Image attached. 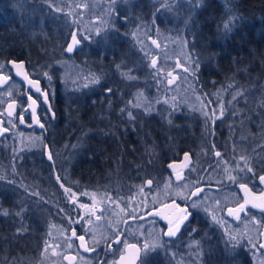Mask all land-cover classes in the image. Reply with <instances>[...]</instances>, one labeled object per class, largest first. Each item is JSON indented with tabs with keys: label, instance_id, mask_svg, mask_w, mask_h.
Instances as JSON below:
<instances>
[{
	"label": "flooded vegetation",
	"instance_id": "af4514ba",
	"mask_svg": "<svg viewBox=\"0 0 264 264\" xmlns=\"http://www.w3.org/2000/svg\"><path fill=\"white\" fill-rule=\"evenodd\" d=\"M68 9L64 8V11ZM115 9L95 8L93 12L91 8L89 11L91 14L88 15L84 14V10L80 11L82 13L77 14L79 28L76 33L80 42L74 46L72 52H68L67 46L72 43V36H70L65 44L66 53L73 56L76 51L86 52L85 45L92 46V49L95 48L101 35L109 31L111 13ZM153 10L155 14L158 13L157 18L159 19L161 9L151 8V11ZM154 15L151 22L155 25ZM81 18H84V21ZM148 29L149 27L140 29L145 32L142 39H145L147 44L150 42L151 45L153 41H156L155 44L158 45L157 36L160 31L155 32V28L152 27L151 32L156 35H151ZM125 36L131 42L133 41V32L127 31ZM136 44L144 52H148L145 53L150 56V59L157 56L154 53L156 50H149L150 52L144 50L142 46L144 43L136 42ZM81 72L84 78L80 84H77L79 92L82 93L81 103L83 104L86 99L90 102L95 100L92 103L96 105L98 115L94 118L93 132H85V124L82 123L83 131L76 137L71 136L72 141L77 142V149L69 148L70 134L55 136L43 132L47 119L49 118L50 121L55 119L51 107L52 100L47 89L45 91L49 109L42 103L41 96H36L24 87L28 94L24 100L27 107L24 123H21L20 115L14 118L19 129L35 130L36 134L42 137L43 149L19 150L16 149V144H11L8 140L6 144V138L13 132L0 123V132L7 129L0 134V168L7 171L6 174L2 172L0 176V221L2 223L8 221L9 224L11 223L14 235L26 238L24 245L18 248L27 253L26 260H23L24 264H36L35 254L41 247L42 236L46 235L48 222H61L64 225V232L70 237L78 252L93 259L91 264H122L125 258H132V264H207L205 259L208 257L207 251L221 243L218 240L222 243L228 240L230 245L239 250L250 264H255L253 256L264 255V249L261 247V232L264 226L263 211L250 204L245 206L244 212L237 213L239 207L229 209L233 214H229L228 210L230 220L237 219V214L240 218L247 217L249 214L258 217L254 220L258 229L257 239H254L253 243L245 240L238 242L228 239L223 231L219 232L216 228L214 230L209 221L196 209L194 210L191 204L193 200L205 193L216 192L219 189L218 186L208 182V175L205 171L224 167L225 164L220 161L221 156L236 155L234 135L230 134L228 137L225 134L224 137H220L214 132L219 122L228 120V115L226 118H201L196 112L187 113L185 105L166 107L161 101H153L154 105L150 106L152 109L148 110L150 107L145 105L147 102L144 104L143 101L134 100V93L143 91L142 89H137L132 93L123 88L117 92L110 85V77L101 74V70L93 75L86 74L83 70ZM120 75L125 83L134 80V78H127V76L132 77L127 72ZM28 76L33 78L29 74ZM93 80L97 82L94 83ZM108 88L113 89L112 93L106 91ZM41 91H43L42 85ZM30 95L38 103L37 115L43 128L38 129L33 123L28 104ZM134 105H139V107ZM121 109L124 111L122 112ZM235 109H242V107L238 104ZM150 111L158 115L165 130L164 133H159L160 138H156L155 143L151 144L145 141L147 135L141 133V130L145 128L143 124L146 123V119L141 115ZM129 112L132 113V117L129 116ZM173 113L187 116L173 117L171 116ZM244 117V111L239 112L237 117H232L237 121L238 129H241L239 119L242 121ZM198 129L208 132L202 135L193 132ZM231 132H234L232 127ZM142 135L145 136L144 139ZM48 140H58L59 144L56 143L57 147L51 148L49 145L53 143H49ZM247 146L249 154L258 155L260 153L261 144L258 148L252 149L250 147L254 144ZM217 152L221 153L220 157H217ZM185 153H188L187 159ZM102 154L106 156L105 160L101 159ZM138 154L139 159L134 158ZM89 162L96 169V174L90 178L78 171ZM75 163L77 165L74 172ZM176 163L178 164L177 169H170L169 165ZM247 165L254 172V168L250 164ZM193 168L202 171L204 176L193 181V189L187 199L175 196L162 203L153 202L152 198L158 193L162 183L169 180L172 186L180 185L187 180V173ZM132 172L144 174L143 181L136 184V186L141 185L146 195V208L142 212L133 213L130 206H125L133 196ZM261 175L264 173L260 172L258 175L254 173L252 185L246 184L254 195L264 193V188L258 181ZM232 187L239 193L241 200L239 206L244 203L245 197L239 185ZM66 188L70 189V192H66ZM198 188L201 190L193 196L192 193ZM73 193L75 195H72ZM90 193H96L98 198H107L115 207L122 209V206H125L118 219L111 218V215L106 218L107 233L102 231L104 228L101 225L98 226L97 234L94 232L96 235L93 244L87 239L88 229L90 231L91 228L89 222L93 220L96 224L99 218L93 214L94 207L87 203ZM173 202L179 207H174ZM88 206L92 210L91 215L83 214V209ZM182 209H187L188 219L180 225V231L174 237L164 235L169 229V221L175 228L185 215ZM157 212L160 215H155ZM73 231L76 233L75 236H73ZM81 236L84 237L83 241L79 239ZM130 244L136 247L130 248ZM146 244L149 246L148 249H145ZM154 244L157 246L152 247Z\"/></svg>",
	"mask_w": 264,
	"mask_h": 264
},
{
	"label": "trees",
	"instance_id": "16d2710c",
	"mask_svg": "<svg viewBox=\"0 0 264 264\" xmlns=\"http://www.w3.org/2000/svg\"><path fill=\"white\" fill-rule=\"evenodd\" d=\"M101 2L103 5L111 4V8H116L111 13L109 31L101 35L95 48L85 45L86 52L76 51L75 55L71 56L66 53L65 44L70 36L78 32L77 13L71 12L70 9L65 12L61 8L66 7H58L55 4L56 0H0V73L2 67L9 69L8 61L22 60L27 73L41 82L44 91L47 89L44 79L34 74L33 69L64 60L74 63L86 74L93 75L101 70V74L110 77V85L117 92L123 88L132 93L142 89L146 94L153 95L159 93L160 87L163 86L160 83V74L153 69L152 60L146 55L148 52L145 53L136 44L134 37L131 42L125 33L127 31L134 33L136 30L149 27L148 32L153 35L155 33L151 30L154 27L155 32L158 30L163 34H181L187 42V50L192 56L195 69L194 73L190 74L193 90L209 95L208 100H211L221 90L227 93L229 89H239L243 96L249 98L247 101L252 102L248 107L249 110L245 111L244 120L240 124L241 129H238L237 121L229 119L231 117L228 115V120L219 122L214 131L218 136L232 134L231 127L234 132L253 131L244 126L247 125L248 120L253 119L255 122L258 119L264 123V0H164V2L161 0V3L160 0L157 2L103 0ZM151 8L161 9L159 19L158 13L155 14V10L151 11ZM153 15L155 25L151 22ZM229 20L233 21L231 30L225 31L223 25ZM143 43L144 50L146 47L148 49L147 41ZM50 72L52 79L56 80L50 93L55 119L53 121L47 119L43 132L55 136L70 134L69 148L77 149V142L72 141V138L83 131L82 123L85 124V132L94 131V118L98 115L96 105L92 103L95 100L90 102L86 99L82 104V93L79 92L77 85L60 87L57 69L53 66ZM124 72L130 74L134 80L128 83L122 81L120 74ZM226 89L229 91H224ZM21 92L26 94L27 90L22 87ZM208 102L215 103L212 100ZM171 116L187 115L173 113ZM141 117L146 119V123L143 124L145 128L141 130V133L147 135L145 141L150 144L155 143L156 138H160L159 133L165 132L161 119L151 111L142 114ZM193 132L202 135L208 131L198 129ZM144 137L142 135L143 139ZM48 142L53 143L49 145L51 148H56V143L59 144L58 140H48ZM260 144V147L264 146V139ZM100 157L102 160L106 159L103 154ZM139 157V154L137 157L134 156L136 159ZM221 159L228 166L235 162V157L232 155L225 154ZM262 162H264V147L257 156L250 155L245 164H250L256 173H264V166H260ZM76 165L75 163L74 172ZM1 168L0 176L5 171ZM78 171L88 178L96 174V169L90 162ZM143 175L141 172H132L133 187L143 181ZM11 227L8 221L3 223L0 221V264H24L23 260H26L27 253L18 248L24 245L26 238L14 235ZM218 242L221 243L207 251L208 257L205 258L207 264H250L228 240L224 243L219 240ZM7 250L11 253L8 254ZM3 253L8 254L5 259H2Z\"/></svg>",
	"mask_w": 264,
	"mask_h": 264
},
{
	"label": "rangeland",
	"instance_id": "374dc122",
	"mask_svg": "<svg viewBox=\"0 0 264 264\" xmlns=\"http://www.w3.org/2000/svg\"><path fill=\"white\" fill-rule=\"evenodd\" d=\"M103 0H56V5L58 7L69 8L71 12L80 14L84 10V14H91L89 12L92 8L95 12V8H111V4L103 5ZM152 2H157L159 0H151ZM164 2V0H163ZM161 3V0H160ZM84 8V9H83ZM64 9V8H61ZM82 11V12H80ZM97 13L99 11H96ZM93 14V13H92ZM82 15V14H81ZM84 21V18H81ZM87 25V24H86ZM90 27V24L88 23ZM145 35L143 30H136L133 33L134 40L137 43H143L145 39L142 37ZM186 41L183 39L181 34L178 33H160L158 32V45L157 44H148L149 51L156 50L154 53L157 56L154 59H151L153 66V60L156 61V66L153 69L160 74V83L163 85L160 87L159 93L148 95L144 91L134 93V100L143 101L146 106L150 107L154 105L153 101H161L163 105L173 106V105H185L187 113L196 112L197 115L201 118L205 117H226L229 115L232 117H237L239 112L248 111V107L251 106L252 102H248L246 96L239 95L242 93L241 90L235 89H226L224 91H229L227 93L218 92L212 98V101L215 103H207L209 95H203L195 90H193V84L191 79V73H194L195 69L193 66L192 56L188 53ZM57 69L58 73V82L60 87H72L80 84L81 80L84 78V74L81 70L72 62L61 60L55 64L48 66H39L33 69V73L39 75V77L44 79V84L47 87L49 93L52 92L54 82L56 80L52 79L51 69L52 67ZM187 69V71L185 70ZM45 73L48 75L46 76ZM171 73V75H169ZM33 74V75H34ZM48 76H51V80L48 79ZM0 77H10L7 81L0 80V123L7 126L12 130V134L6 138L11 144H16V149H43L42 137L36 134L35 130H24L18 128V123L14 121L17 116L27 112V107L24 103V100L28 96L26 93H22V86L18 83L11 75L9 69H3L0 73ZM129 76H127L128 78ZM171 81V83H169ZM236 97V99H233ZM241 98L238 102V99ZM238 104L242 109L237 108ZM244 104V107H243ZM11 105V108L9 107ZM211 106V107H210ZM152 108H148L151 110ZM12 112V115L9 116L8 113ZM241 117V116H240ZM241 122V120L239 119ZM241 126V125H240ZM245 128L248 127L253 131L244 132H234L231 135H234L235 138V150L236 155L235 162L230 166L227 165L222 159L221 163L225 164L224 167L214 169L213 171H205L207 173L208 182L218 186L216 192L205 193L199 198H196L192 201L191 204L196 203L197 207L194 208L201 215H203L208 221L219 232L223 231L226 234V237L230 240H237L238 242L245 240L253 243L254 239H257L258 229L254 220L258 218L253 214H249L247 217H242L239 219L230 220L228 219V210L238 208V204L241 201L239 193L234 190L232 186L240 185L241 183L252 185L254 182L253 174L256 172H248V165L245 164V161H248L249 147L258 148L262 140L264 139V123L261 120L253 119L248 120L247 125H244ZM230 137V136H228ZM60 148V146H58ZM263 149V146L260 147V150ZM257 154H253V156ZM244 157V159H241ZM246 165V166H245ZM264 166V162L260 164ZM259 166V167H260ZM261 169V168H260ZM257 170V169H256ZM4 173L6 174L7 171ZM257 175L260 172L256 173ZM204 176V173L200 170H195L194 168L187 173V180L180 185L172 186V183L169 180H166L160 186L158 193L153 196V202L162 203L168 198L177 197V198H187L190 194V191L193 189V184L195 179L201 178ZM229 176L237 177V181L233 182L228 179ZM256 178V177H255ZM232 185V186H231ZM141 185H137L132 189V198L126 202L125 206H130L132 212H142L146 208V195ZM90 199L87 200L89 206L94 207V215L99 218L98 223H94L93 220L89 222L91 228L88 229L87 239L93 244L95 235L98 231V226L101 225L104 230V233H107L106 218L118 219L123 213L125 206L121 208L115 207L112 202L107 198H98L96 193H90ZM70 197V196H69ZM72 200V197H70ZM219 202V203H217ZM85 207L83 209V214L91 215V208ZM96 207V208H95ZM81 208V207H80ZM90 209V210H89ZM92 214V215H93ZM95 224V225H94ZM94 225V226H93ZM106 226V229H105ZM94 232L96 234H94ZM41 247H39L38 252H36V264H91L93 259L84 254H80L76 247L73 245L72 240L64 232V225L61 222H48L46 227V235L40 240ZM196 249L198 247L196 246ZM6 252V251H5ZM4 252V253H5ZM8 254L11 251L7 250ZM198 252V251H197ZM2 255V259L8 254ZM262 253V252H261ZM200 260L199 258H197ZM255 264H264V255L256 254L253 256Z\"/></svg>",
	"mask_w": 264,
	"mask_h": 264
},
{
	"label": "snow or ice",
	"instance_id": "6c2138e0",
	"mask_svg": "<svg viewBox=\"0 0 264 264\" xmlns=\"http://www.w3.org/2000/svg\"><path fill=\"white\" fill-rule=\"evenodd\" d=\"M232 24H233V21H232V20H229L228 22H226V23L223 25L224 30H225V31H230V30H231V26H232ZM79 42H80V41L77 39V34L74 33V34L72 35V43H71V44H68V46H67V51H68V52H72L74 46L77 45V44H79ZM155 43H156V41H153V44H155ZM20 66H22V65H18V67H20ZM155 66H156V61L153 60V67H155ZM197 66H198V65H197ZM185 70L187 71V69H185ZM45 75L47 76L48 74L45 73ZM125 75H127V74H125ZM169 75H171V73H169ZM9 78H10V77H0V80L7 81ZM26 78H27V77H26ZM48 79L51 80V76H48ZM129 79H133V77H130V76H129ZM93 82L95 83V82H97V81L93 80ZM29 83H30V84L38 85V81H35V80H30ZM169 83H171V81H169ZM36 91H37V92H41V94L45 96V103H47V102H48L47 95H46L44 92H42L41 89H40L38 86L36 87ZM106 91H107L108 93H112L113 89L108 88V89H106ZM239 95H243V94L240 93ZM28 98H29V100H32L31 95H30ZM233 99H236V97H233ZM32 103L35 104L36 101H35V100H32ZM129 103H132V102L129 101ZM134 106L139 107V105H134ZM9 107L11 108V105H9ZM121 111L123 112L124 109H121ZM8 115L11 116V115H12V112L10 111V112L8 113ZM33 116H34V122H35V123H39V121L35 120V111L33 112ZM129 116L132 117V113H131V112H129ZM20 119H21V123H24V116H23V114L20 115ZM29 126H31V125H29ZM40 127L43 128V127H44L43 124H41ZM5 131H7V129H5ZM216 155H217V157H220V156H221V153H220V152H217ZM50 158H51V157H50ZM185 158H186V159L188 158V153H185ZM241 159H244V157H241ZM169 167H172V165H169ZM247 171H248V172H252L253 169H252L251 167H248V168H247ZM228 179L231 180V181H233V182H236V181H237V177H235V176H229ZM260 181H261L262 183H264V176H261V177H260ZM149 184H151V181H149ZM61 186L63 187V185H61ZM239 187L242 188V189H244L245 192H248V191H249V189L247 188L246 184L241 183V184L239 185ZM65 191H66V192H70V189H67V188H66ZM197 191H200V190L198 189ZM72 195H75V194L73 193ZM192 195H193V196H196L197 193H196V192H193ZM186 199H187V198H186ZM217 203H219V202H217ZM247 204H248V200L245 199L244 203H242V204L239 205V208H238V210H237V213H239V212H244V211H245V206H246ZM173 206H174V207H177V208L179 207V205L175 204V202H173ZM164 207H167V205H164ZM192 207H193V208L197 207L196 203H193V204H192ZM253 207H256V205H253ZM182 212H184L185 215H183V217H182V219H180L179 223L176 224L175 228H173V227L171 226L172 222L169 221V229H168V231H167L166 233H164V235H167V236H169V237H174V236L177 235V233L180 231V225L183 224L184 221L188 219L187 209H182ZM5 214H7V213H5ZM229 214H233L231 210H229ZM155 215H160V213L157 212V213H155ZM236 218H237V219L240 218L238 214L236 215ZM75 235H76V233H75V231H73V236H75ZM79 239H81V240L83 241L84 237L81 236V237H79ZM158 243H159V242H158ZM156 246H157V245H155V244L152 245V247H156ZM129 247H130V248H135L136 245H134V244H130ZM148 247H149V246L146 244V245H145V249H148ZM261 247H264V245H261Z\"/></svg>",
	"mask_w": 264,
	"mask_h": 264
},
{
	"label": "water",
	"instance_id": "95a60500",
	"mask_svg": "<svg viewBox=\"0 0 264 264\" xmlns=\"http://www.w3.org/2000/svg\"><path fill=\"white\" fill-rule=\"evenodd\" d=\"M8 68L10 69L13 77L26 89L32 91L33 94H35L36 96H41L42 97V103L46 106V108L49 109V103H45V96L41 94V92H37L36 91V87L38 86L41 89V84L40 81L38 79H34L28 76V73L26 71V67H25V63L22 60H10L7 63ZM18 65H22L20 67H18ZM27 77V78H26ZM30 80H35L38 81V85L35 84H30L29 81ZM44 92L46 95V91H42ZM32 100H35L32 98ZM32 100H28V104H29V110L32 116V120L33 123L37 125V128L40 129V125L41 123H35L34 122V116H33V112L35 111V120L39 121L38 115H37V109H38V103L36 102L35 104L32 103ZM36 101V100H35ZM5 130L1 131L0 134H2ZM178 167V164H173L172 167H170V169H174L176 170ZM264 176V175H261ZM260 176V177H261ZM260 177L258 178L259 183L261 184V186L264 188V183H262L260 181ZM199 190H201V188H198ZM198 189H196L194 192L198 193L199 191H197ZM241 192L243 193L245 199L248 200V204L250 205H256L257 208H259L261 211L264 212V193L260 194V195H254L252 194L250 191L245 192L244 189L240 188ZM261 245H264V226L261 232ZM264 249V247H262ZM124 262L122 264H132L133 259L132 258H125L123 259Z\"/></svg>",
	"mask_w": 264,
	"mask_h": 264
}]
</instances>
